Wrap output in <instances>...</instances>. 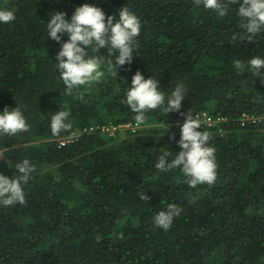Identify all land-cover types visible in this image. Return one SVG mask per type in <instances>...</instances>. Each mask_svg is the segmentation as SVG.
Wrapping results in <instances>:
<instances>
[{"label":"trees","instance_id":"obj_1","mask_svg":"<svg viewBox=\"0 0 264 264\" xmlns=\"http://www.w3.org/2000/svg\"><path fill=\"white\" fill-rule=\"evenodd\" d=\"M92 2L0 0L15 13L0 23V110L17 104L30 125L0 136V173L11 178L23 159L35 166L26 202L0 205V264H264V125L237 122L243 112L264 115V80L236 68L264 56V33L244 38L242 0H223L224 17L195 0H96L106 15L118 18L127 6L141 20L136 57L116 77L105 66L100 82L69 94L53 62L60 44L45 22L52 11L70 17ZM137 70L164 91L184 83L181 110H150L148 126L108 135L98 126L137 125L125 102ZM59 110L70 111L71 128L54 136L50 118ZM201 111L227 118V132L202 129L217 177L192 188L179 169L161 173L155 164L162 151L180 150L181 113ZM71 132L80 134L59 144ZM169 203L182 211L165 231L153 217Z\"/></svg>","mask_w":264,"mask_h":264},{"label":"clouds","instance_id":"obj_2","mask_svg":"<svg viewBox=\"0 0 264 264\" xmlns=\"http://www.w3.org/2000/svg\"><path fill=\"white\" fill-rule=\"evenodd\" d=\"M233 2L236 3L237 0ZM195 3L214 10L219 17H224L228 11L223 0H195ZM50 13L45 22V32L48 38L60 44L53 62L69 94L81 86L100 82L105 75V66L116 77L117 69L131 64L136 57V38L140 34L142 22L127 6L119 10L118 18L106 15L96 0L75 7L70 17L64 11ZM237 15L242 22L244 38L254 41L264 33V0H242ZM13 20V10L0 8V23H10ZM65 36L67 39H64ZM101 49L106 52L101 53ZM236 68L240 72H251L264 80V72L261 71L264 68V56H253L246 63L238 62ZM125 88V102L135 113L138 127L144 125L146 113L150 110L161 109L167 115L180 112L182 101L187 95L184 83H177L170 91H164L160 89L156 77L145 78L139 70L132 76L130 86ZM70 115L69 110L54 112L50 118V129L54 136L71 128ZM181 115L184 117L183 122H176L180 129L176 143L180 150L176 153L162 151L155 168L161 173L179 169L184 181L192 188L201 184L211 185L217 177V163L215 148L209 144L210 135L202 130L201 120L195 114L187 112ZM29 128L27 118L17 104L0 110V136L16 137ZM172 139H175L174 134ZM12 168L15 172L11 178L0 173V205L5 207L26 202L23 185L35 170L28 159L15 162ZM140 199H148L146 192L140 195ZM181 211L176 204L169 203L153 217V223L167 231Z\"/></svg>","mask_w":264,"mask_h":264},{"label":"built area","instance_id":"obj_3","mask_svg":"<svg viewBox=\"0 0 264 264\" xmlns=\"http://www.w3.org/2000/svg\"><path fill=\"white\" fill-rule=\"evenodd\" d=\"M201 120V128L206 129L207 131H216L220 135H223L227 132V129L222 126V123L227 121V118H216L212 116L207 111L197 112L195 114ZM237 122H239L240 126H258L264 125V115H254L248 114L246 112L241 113L238 117ZM137 125H133L131 123H123V124H105L102 126H98L99 129L108 133V135H115L117 132H125L126 130H130L131 132L137 131ZM97 127V128H98ZM96 128L94 126H90L88 128L83 129V133H89L94 131ZM80 133L71 132L66 136H62L58 138V142L61 145H64L68 142L74 141Z\"/></svg>","mask_w":264,"mask_h":264},{"label":"rangeland","instance_id":"obj_4","mask_svg":"<svg viewBox=\"0 0 264 264\" xmlns=\"http://www.w3.org/2000/svg\"><path fill=\"white\" fill-rule=\"evenodd\" d=\"M144 126H148V125H142V126H139V127L136 126V127H137V130H138V129H141L142 127H144ZM217 259H218V257H217Z\"/></svg>","mask_w":264,"mask_h":264}]
</instances>
